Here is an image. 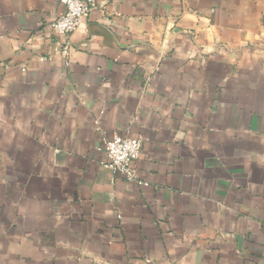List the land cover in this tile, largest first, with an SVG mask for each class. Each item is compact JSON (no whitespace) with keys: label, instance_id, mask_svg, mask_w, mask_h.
I'll use <instances>...</instances> for the list:
<instances>
[{"label":"crops","instance_id":"1","mask_svg":"<svg viewBox=\"0 0 264 264\" xmlns=\"http://www.w3.org/2000/svg\"><path fill=\"white\" fill-rule=\"evenodd\" d=\"M95 2L0 0V264H264V0Z\"/></svg>","mask_w":264,"mask_h":264},{"label":"built area","instance_id":"2","mask_svg":"<svg viewBox=\"0 0 264 264\" xmlns=\"http://www.w3.org/2000/svg\"><path fill=\"white\" fill-rule=\"evenodd\" d=\"M64 11L51 26L63 38L61 54L65 58V65H69L71 46L69 36L81 24L83 17L95 7V0H59ZM142 139L139 137H128L112 135L103 139V151L106 156L104 166L113 173L119 174L127 181L136 179L134 169L135 162L142 150Z\"/></svg>","mask_w":264,"mask_h":264}]
</instances>
